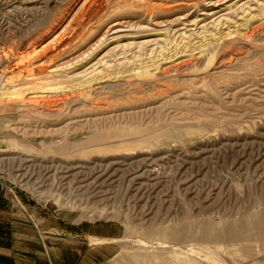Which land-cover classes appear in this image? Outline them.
<instances>
[{
	"label": "rangeland",
	"instance_id": "1",
	"mask_svg": "<svg viewBox=\"0 0 264 264\" xmlns=\"http://www.w3.org/2000/svg\"><path fill=\"white\" fill-rule=\"evenodd\" d=\"M0 101L6 195L116 225L102 264H264L199 237L264 212V0H0Z\"/></svg>",
	"mask_w": 264,
	"mask_h": 264
},
{
	"label": "crops",
	"instance_id": "2",
	"mask_svg": "<svg viewBox=\"0 0 264 264\" xmlns=\"http://www.w3.org/2000/svg\"><path fill=\"white\" fill-rule=\"evenodd\" d=\"M67 215L53 216L42 209L38 212L17 208L0 181V264H102L108 261L113 248L110 242L89 243L86 248L84 239L115 241L120 229L100 221L90 225ZM91 255H94L92 259Z\"/></svg>",
	"mask_w": 264,
	"mask_h": 264
},
{
	"label": "bare ground",
	"instance_id": "3",
	"mask_svg": "<svg viewBox=\"0 0 264 264\" xmlns=\"http://www.w3.org/2000/svg\"><path fill=\"white\" fill-rule=\"evenodd\" d=\"M255 34L254 32H250L248 34H245L243 36V40H248L251 38V36ZM230 49V48H229ZM228 49V51H230ZM225 53H228V52H225ZM234 55V54H232ZM226 56V54H225ZM221 57V56H220ZM223 59V58H221ZM230 57V56H229ZM234 57V56H233ZM232 57V58H233ZM211 58V57H210ZM214 58L212 57L210 59V61H212ZM216 60V59H215ZM217 61V62H218ZM233 60H231L232 62ZM222 62V61H221ZM220 63V61L218 62V64ZM76 93H79V92H76ZM62 95V94H61ZM74 94L72 95H68V94H64L60 97H54L50 100L47 99V102L45 104V106H51V105H54L53 107H58V105H64L66 102H68L71 97L73 96ZM76 98L79 97L78 95L75 96ZM3 99V98H2ZM7 99V98H6ZM10 100V99H9ZM6 101V100H4ZM3 101V102H4ZM12 101V100H11ZM44 102V101H43ZM0 103L2 104V102L0 101ZM7 103V102H6ZM9 103V102H8ZM11 103V102H10ZM4 104V103H3ZM13 104V103H12ZM44 104V103H43ZM5 105V104H4ZM42 105V104H41ZM10 106V105H9ZM44 106V105H43ZM44 106V107H45ZM1 107V106H0ZM42 107V106H41ZM52 107V106H51ZM47 108V107H46ZM45 108V110H46ZM49 110V109H48ZM55 110V109H54ZM59 110V109H58ZM46 112V111H45ZM47 115V114H46ZM54 116V115H53ZM52 116V117H53ZM5 119V118H4ZM8 143V141H7ZM56 197V196H55ZM55 200V199H54ZM147 234L148 235H153L155 236V238H158L156 240H159V238H161L162 236L160 235L159 232L157 231H154V230H147ZM199 232V231H198ZM168 233H166L167 235ZM171 237L175 240H177L171 247L170 249H174L175 251L177 250H184L186 252H190L192 253V250L193 249V245L190 246L192 247V249H190L189 246H185V247H178L176 246L178 242H181V241H184L185 239H189L191 237V235H188V234H181L179 231H173L172 233H170ZM169 237V236H168ZM197 237V236H196ZM199 237L204 240L205 242H208V243H213V244H216L217 242L219 241H229L231 243H240L243 245H248V246H252V244H258L260 246V249L261 250H264V212L262 213H259V214H253V215H249L247 216L244 220L242 221H239L238 223H231L229 226H226L224 228H220V229H214L212 227H208V226H205L203 228L200 229V232H199ZM144 243L146 244H151L152 247L155 245L156 247L155 248H158L160 247L161 249L162 248H165V243L163 244V242H159L157 241L155 244L154 243H149L148 241H143ZM185 245V244H184ZM189 245V244H188ZM204 245V244H202ZM196 246V245H195ZM240 246V245H239ZM208 247V246H207ZM206 247V248H207ZM154 248V247H153ZM167 248V247H166ZM199 250V249H198ZM248 250V249H247ZM245 250V251H247ZM251 250V249H250ZM249 250V251H250ZM174 251V252H175ZM242 251V250H241ZM244 251V250H243ZM242 251V252H243ZM185 253V252H184ZM189 253V254H190ZM208 253V252H207ZM246 254V253H245ZM250 254V253H249ZM247 256V255H245ZM208 257V255H207ZM261 262V261H260ZM226 264V263H225Z\"/></svg>",
	"mask_w": 264,
	"mask_h": 264
}]
</instances>
